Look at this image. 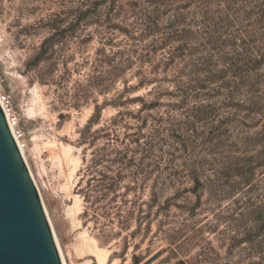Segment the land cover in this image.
Segmentation results:
<instances>
[{
  "label": "rangeland",
  "instance_id": "rangeland-1",
  "mask_svg": "<svg viewBox=\"0 0 264 264\" xmlns=\"http://www.w3.org/2000/svg\"><path fill=\"white\" fill-rule=\"evenodd\" d=\"M109 6L0 0V95L66 263L144 264L158 255L151 264H264L263 236L261 246L241 242L264 220V0ZM111 46L134 65L100 93L88 87L89 63ZM137 98L148 105L154 151L137 154L133 168L119 158L112 171L89 172L93 149L82 134L96 106L88 136L121 111L137 114Z\"/></svg>",
  "mask_w": 264,
  "mask_h": 264
},
{
  "label": "water",
  "instance_id": "water-1",
  "mask_svg": "<svg viewBox=\"0 0 264 264\" xmlns=\"http://www.w3.org/2000/svg\"><path fill=\"white\" fill-rule=\"evenodd\" d=\"M0 264H63L40 190L1 103Z\"/></svg>",
  "mask_w": 264,
  "mask_h": 264
},
{
  "label": "trees",
  "instance_id": "trees-1",
  "mask_svg": "<svg viewBox=\"0 0 264 264\" xmlns=\"http://www.w3.org/2000/svg\"><path fill=\"white\" fill-rule=\"evenodd\" d=\"M109 1V3L113 4V6H109V9H115L114 7L117 5V0H103ZM94 9L100 4L98 1H94ZM116 4V5H115ZM115 12H112L111 15L115 16ZM90 14L89 11L85 13V15ZM156 27L154 24L148 26L147 32L152 33L153 28ZM114 47L111 46L110 54L106 53L105 49H100L96 53V57L89 64L91 66L92 74L89 75L88 87L97 90L100 93H104L109 90L113 85H115L124 75L132 68L134 65L133 61L129 59L123 58V51H114ZM47 51V50H46ZM149 78L142 79L140 83L133 87L134 90H139L145 86L146 82ZM79 87H83V85L78 84ZM84 92V90H81ZM85 95V93H84ZM84 98L82 97H78ZM131 102H140L142 103V107L139 109L137 114H134L130 111H121L116 117L111 119V123L109 126H105L98 130L95 134L88 136L86 133L88 129L91 127L92 121L96 119V117H100L101 115V107L96 106L95 115L89 123V126L86 127L83 132V142L89 144V148H92V159L91 165L89 166V172H95L98 167L103 166L107 171H112V167L119 162V158H123L127 161V168H133V164L135 161V157L137 154L143 156V158H148L155 149V143H153V136H148L145 133V127L148 125V120L145 119L143 113L148 110V105L144 103L143 98H137L131 100ZM114 105L120 107V104L114 102ZM98 115V116H97ZM131 119L135 120L138 124L133 129L129 122ZM125 127L127 133L125 137L121 139L116 133H114L115 127ZM132 129V132L130 131ZM104 133V138H106V143L101 148H95L96 143L99 140V135ZM121 145L122 150L117 147ZM88 150V149H87ZM87 150H85L87 152ZM115 155V159H111L110 157ZM106 164V165H105ZM140 171V170H139ZM144 171V170H142ZM132 175H136L131 172ZM144 181L150 176L146 171L143 173ZM115 185H118V182H115ZM103 186V185H101ZM255 236L251 237L252 233H249V239H242V243H250V245L261 246L263 241H259V237L263 236L264 238V220L257 222L254 227ZM254 238V239H253Z\"/></svg>",
  "mask_w": 264,
  "mask_h": 264
},
{
  "label": "built area",
  "instance_id": "built-area-1",
  "mask_svg": "<svg viewBox=\"0 0 264 264\" xmlns=\"http://www.w3.org/2000/svg\"><path fill=\"white\" fill-rule=\"evenodd\" d=\"M1 96H2V98H0V103L2 105V108L4 110L5 115L7 117L8 123H9L10 127L12 125L14 127H16L17 126V121H16L15 116L13 115V109L11 107L10 101H9V99L6 96H3V95H1ZM16 134H17V136L19 138L20 133L16 131ZM14 137L16 139L15 134H14Z\"/></svg>",
  "mask_w": 264,
  "mask_h": 264
},
{
  "label": "bare ground",
  "instance_id": "bare-ground-1",
  "mask_svg": "<svg viewBox=\"0 0 264 264\" xmlns=\"http://www.w3.org/2000/svg\"><path fill=\"white\" fill-rule=\"evenodd\" d=\"M0 98H2L1 95H0ZM11 129H12V132H13V133L15 134V136H16V141H17V143H18V145H19V147H20V149H21V151H22L23 156H24L26 162L28 163V161H27V159H26V156H25V153H24V149H23V147H22V144L20 143V141H19V139H18V136H17V134H16V128L12 125V126H11ZM28 167H29V169H30V171H31V168H30L29 164H28ZM31 173H32V171H31ZM32 175H33V174H32ZM34 179H35V178H34ZM35 182H36V180H35ZM36 184H37V183H36ZM40 194H41V192H40ZM41 196H42V195H41ZM42 200H43V198H42ZM43 202H44V201H43ZM44 207H45L46 213H47V215H48V212H47V209H46L45 204H44ZM48 218H49V215H48ZM49 220H50V218H49ZM50 223H51V226H52V229H53V232H54V228H53V225H52L51 220H50ZM54 236H55L56 243H57L58 248H59V251H60V255H61V257H62L63 264H67V263H66V260H65V257H64V254H63V251H62V248H61V246H60V243H59V241H58V238H57V235H56L55 232H54ZM99 259H101L100 256H99V258H98V261H99ZM106 259H107V257H106ZM103 260L105 261V259H103ZM104 261H102V262L104 263ZM105 262H106V261H105ZM99 263H100V262H99Z\"/></svg>",
  "mask_w": 264,
  "mask_h": 264
}]
</instances>
